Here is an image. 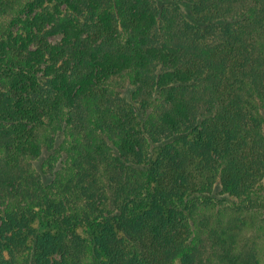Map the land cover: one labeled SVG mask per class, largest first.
Masks as SVG:
<instances>
[{"label":"trees","instance_id":"16d2710c","mask_svg":"<svg viewBox=\"0 0 264 264\" xmlns=\"http://www.w3.org/2000/svg\"><path fill=\"white\" fill-rule=\"evenodd\" d=\"M167 1L0 0V264L259 263L264 0Z\"/></svg>","mask_w":264,"mask_h":264},{"label":"rangeland","instance_id":"374dc122","mask_svg":"<svg viewBox=\"0 0 264 264\" xmlns=\"http://www.w3.org/2000/svg\"><path fill=\"white\" fill-rule=\"evenodd\" d=\"M161 3V5H164L167 7V14L169 17H177L178 21L184 22V19L180 17L179 9L175 8L173 6L174 4L167 0H157ZM172 4V5H171ZM199 4V3H197ZM180 8L183 7L184 10L188 12L190 7H193L194 9L198 7V5H185L182 3V5H179ZM201 43H209L212 44V40H204V37L198 36L197 37ZM62 40V37H56L52 38L51 42L53 45L57 44ZM110 86V92L115 94L120 93L121 96H126L127 92L133 89L134 87L130 85L127 80L114 77L113 80H111V83H109ZM144 97L141 96V101H143ZM100 178H102V175L98 176V181L100 182ZM105 179H103V183H105ZM107 182V181H106ZM101 184V185H102ZM256 195L264 200V184H261L258 189L256 190ZM221 199H223L222 205L214 207V209H200L199 215L197 216V222L199 224H203L204 226H212L211 222L213 220H218L219 215L221 217V220H223L224 224L227 226H235L238 225L240 227H245L246 231L248 232L250 236L249 245L252 246L251 241H256L257 243V250H258V264H264V214L260 212H245L242 211L239 207L242 201H239L231 196H222ZM210 220L207 222V219ZM36 231L44 232L46 229V225L43 223L36 224L33 226ZM200 242V249H202L203 252H201L200 258L203 260V262H206L207 257L209 256V247L211 240L207 235L201 237ZM179 264V263H177ZM206 264V263H205Z\"/></svg>","mask_w":264,"mask_h":264}]
</instances>
